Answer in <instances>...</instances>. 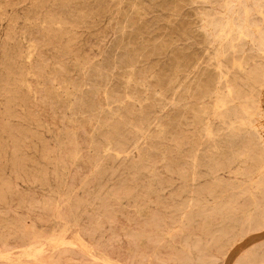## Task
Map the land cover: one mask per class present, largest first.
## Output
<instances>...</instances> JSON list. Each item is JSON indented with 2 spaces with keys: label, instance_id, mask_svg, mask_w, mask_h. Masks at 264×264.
I'll return each mask as SVG.
<instances>
[{
  "label": "rangeland",
  "instance_id": "rangeland-1",
  "mask_svg": "<svg viewBox=\"0 0 264 264\" xmlns=\"http://www.w3.org/2000/svg\"><path fill=\"white\" fill-rule=\"evenodd\" d=\"M207 4L0 0V249L17 258L64 223L115 264H254L264 225L245 216L264 207V173L211 156L188 111L212 105L195 89L219 47ZM243 4L264 28V0Z\"/></svg>",
  "mask_w": 264,
  "mask_h": 264
},
{
  "label": "bare ground",
  "instance_id": "bare-ground-1",
  "mask_svg": "<svg viewBox=\"0 0 264 264\" xmlns=\"http://www.w3.org/2000/svg\"><path fill=\"white\" fill-rule=\"evenodd\" d=\"M193 1L196 3H202V5L203 3L210 4L209 8L207 9L204 8V10H208V11H205L203 13H200V15H198L200 18V22L202 23L200 27L202 29V32L205 35V38L204 37L202 38L207 39L209 42H212V43L213 42L219 43V47L213 57L215 61L214 62L212 61L214 72L211 74L207 71V73L200 74L201 76H199L200 78L198 79L199 84L197 83L195 87V89L200 94L199 98L204 99L208 97L209 99H211L212 105L210 108H206L204 107V104H203L197 110L198 112L192 107L188 108V111L191 112L192 114L193 123L195 122L198 125V128L201 131V136L205 138V141L208 143V147L210 149L208 152L210 153L211 156L214 155L213 153H218L217 150L220 147H223L225 150V154H227L230 157L231 162L237 159H242L243 161H247L250 159L251 160L256 159L258 162V165H257L258 171H263L264 173V107H263V99H262L263 92L261 90L262 87L264 86V28L260 27L261 24L258 28L259 23L257 25V22H256L257 19L256 21H254L253 19L249 18L250 16L248 14H244L251 10V7H250L251 5L250 6H248V4L247 5H244V4L235 5V2H238L239 0H193ZM242 2L243 1H241V3ZM259 17H261V15ZM161 21H162V18H161ZM150 22L153 23L155 21H150ZM157 30H159V28ZM198 32L199 31H197V33ZM157 33L159 34V32ZM183 33H186V32L184 31ZM183 33L181 32V34ZM156 35L157 34H155V36ZM166 45L168 44H165V46ZM187 55L188 54L186 53V57ZM178 56L177 58H179ZM127 60L129 59L127 58ZM180 64L179 66L182 65ZM188 65L189 64L187 63V66ZM185 66H186V63H185ZM187 66L185 68H187ZM121 67H122V63H121ZM176 69H174V71ZM169 73L171 72L169 71ZM212 75L213 77L211 78ZM194 94L196 93L194 92ZM181 117H183V113H181ZM186 117H187V114H186ZM236 173H237V169L235 170V174ZM259 177H260V181H262V179L264 178V175H260ZM263 187H264V183H257L255 186L256 190H254L255 193L256 192L259 194L264 193V191L262 190ZM245 217L247 221L246 223L247 226L248 225L263 226L264 225V207L261 208V206H259V203L253 204L251 211ZM58 229L59 230L56 233L52 234L50 237H47V239L45 240V243H39L38 246L35 245L34 242L30 241L32 238H34V236L28 241L25 239L24 242L26 243L24 244V248L22 249V251L20 252L17 258H12L10 255V252H8L7 250L0 249V261L5 262V263L11 262L13 264H115L109 258H106L100 255L99 253H97L93 247H87L85 244H83V241L80 236L76 238H72V240H67L66 235L68 233V228L66 224L62 223V225H60ZM28 237H31V236H28ZM35 238L40 239V237L38 236H36ZM73 248H77L79 250V253L74 252L72 250ZM78 254L85 256L88 260L86 262H80L77 256ZM255 258H258V259H255ZM24 259H27V260H24ZM241 262L242 263L252 262L254 264H264V249L262 253L260 254H257V252L255 251L250 252L248 254V257Z\"/></svg>",
  "mask_w": 264,
  "mask_h": 264
}]
</instances>
